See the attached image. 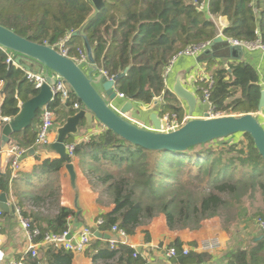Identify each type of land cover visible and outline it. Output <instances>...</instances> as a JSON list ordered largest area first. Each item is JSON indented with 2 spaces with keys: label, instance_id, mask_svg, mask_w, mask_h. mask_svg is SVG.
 <instances>
[{
  "label": "trees",
  "instance_id": "1",
  "mask_svg": "<svg viewBox=\"0 0 264 264\" xmlns=\"http://www.w3.org/2000/svg\"><path fill=\"white\" fill-rule=\"evenodd\" d=\"M209 4L206 10L204 0L106 1L85 29L95 51V64L110 79L131 67L117 85V91L132 102L148 106L164 96L162 115L168 114L183 122L186 111L167 88L166 70L179 53L213 43L219 31L211 18L225 17L231 23L223 32L227 40L244 44L260 42L264 46V0H211ZM153 11L159 13L157 18L150 17ZM95 13V7L88 0H0V25L40 45L60 44L66 36L78 33ZM147 14L148 20L143 21ZM67 46L71 59H79L81 52H85L79 37L73 36ZM9 57L10 53L0 48V82L4 87L0 127H3L2 119L17 117L20 104L39 94L26 79L24 70L7 64ZM211 78L214 86L209 100L215 115L257 113L262 87L258 72L251 65L230 64L214 71ZM199 85L201 96L208 83L201 81ZM76 103L81 104L74 94L68 100L56 97L49 109L62 115L63 126L68 117L76 114ZM41 114L42 111L34 121L35 129L13 135L10 142L23 150L34 147ZM240 136L238 141L218 147L209 144L180 153L153 152L134 146L107 129L91 134L78 144L70 137L67 143L75 145L74 158L87 168L92 185L104 188V195L114 204L111 212L98 218L104 222L98 231L109 234L117 227L127 236H133L140 227L163 215L170 231H198L204 221L238 209L248 195L259 190L264 195V159L249 135ZM65 166L66 162L59 158L45 159L33 172V177H40L42 186L27 192L14 185L11 168L6 174H0V195L12 196L23 218L39 229L40 241L48 233L61 236L68 232L71 219L79 217L78 211L59 207L54 217L45 220L40 213H29L25 208L26 203L58 201L60 174ZM259 219L264 220V212L259 214ZM44 221L48 222L46 229L39 224ZM146 237L150 241L148 233ZM185 246L178 240L168 247L176 251L174 263L213 261V256L200 251L196 243L187 244L190 247L187 254ZM81 255L92 258L93 264L106 261L147 264L135 249L126 244L112 247L109 241L94 240ZM228 255L227 264H264V240L250 250L238 248ZM76 256L73 251L48 246L39 250L38 257L28 254L24 260L25 264H74Z\"/></svg>",
  "mask_w": 264,
  "mask_h": 264
},
{
  "label": "water",
  "instance_id": "2",
  "mask_svg": "<svg viewBox=\"0 0 264 264\" xmlns=\"http://www.w3.org/2000/svg\"><path fill=\"white\" fill-rule=\"evenodd\" d=\"M96 9L95 15L88 20L84 27L72 35L83 41L86 54L85 66L79 65L76 61L50 45L37 44L31 40L19 36L9 28L0 25V48L7 50L15 57L16 64L28 73L41 74L45 79L39 94L21 104L20 113L14 119L6 122L3 131V143H10V138L15 134H21L25 130L35 129L34 121L39 112L49 107L56 98L52 88L56 86L57 77L70 86L72 94L83 105L82 110L70 116L63 126L56 128V140L51 144L50 150L55 152L59 159L66 162V169L70 175L72 185L76 186L75 164L72 162L67 151V140L70 137H79L83 121L87 130H93L95 124L104 126L105 129L130 142L134 146L143 147L153 152L167 151L170 153L188 152L199 146H206L219 141H227L238 135H249L255 144L261 157L264 159V90L261 91L260 104L256 114H245L237 116L210 117L196 116L199 103L197 94L189 90L182 77H178L173 87V94L178 101L186 103L188 108V119L179 129L165 131L167 122L151 114L149 120L153 129L140 126L132 122L128 116L135 111L134 102L128 100L123 102L116 91L120 80L127 76L131 67L120 73L117 77L109 79L104 69H99L95 64V51L90 46L88 37L85 34L87 25L101 11L108 0H88ZM224 43L226 47H232L224 36L218 35L213 41V47L208 55L216 58L217 47ZM242 48V46H237ZM206 55L198 57V61L207 59ZM36 67H40L39 70ZM231 73V70L229 71ZM34 153V151H31ZM0 209L3 213H16V207L10 205L6 194L0 195ZM91 233L96 240L110 241L111 234L100 233L95 227ZM71 239V235L68 237ZM264 240V235L258 239ZM141 252L139 248L137 250Z\"/></svg>",
  "mask_w": 264,
  "mask_h": 264
},
{
  "label": "crops",
  "instance_id": "3",
  "mask_svg": "<svg viewBox=\"0 0 264 264\" xmlns=\"http://www.w3.org/2000/svg\"><path fill=\"white\" fill-rule=\"evenodd\" d=\"M158 15V12L156 13V11H153L150 14V17L153 16V18H157ZM147 16L148 14L145 15L143 21L148 20ZM220 20L229 25L225 17H221ZM226 40L227 39L224 38V41ZM212 47L213 43L197 57L179 58L166 81L168 90L173 92V87L176 83L177 78L182 77V82H184L185 86L189 90L197 94L198 101H200L201 96L199 95L198 90L200 88L199 83L202 81V79L211 78L212 73L214 71H217V69L226 68L230 64L236 63H247L254 69H256L261 80L260 85L262 87V90H264V52H262L261 50L250 51L243 47L238 48L236 45H232V47L235 49H231V47H226L224 43H221L216 50L218 56L214 58L212 57V55H208V52L212 49ZM203 54L209 58L198 61V57L202 56ZM210 62H214L212 66H209ZM36 69L39 70L40 67H36ZM121 100L123 102L128 101V99L122 98ZM165 103L166 102L164 96L157 98L154 103L149 106L134 102L135 111L133 114H130L128 118L132 122H135L140 126L142 125L149 129H153V125L149 120L150 115L156 114L159 119L163 120L165 115H162V108ZM180 103L185 109L187 115L188 108L186 103L183 101H180ZM64 109L66 111L70 110L69 108ZM209 110L210 107L204 102L200 101L196 116H204L208 113ZM75 111L78 112V110ZM55 116L57 121L59 120V122L57 123L58 125L56 124V128H58L61 126L60 120H62V115L60 116V114H55ZM96 128H99L98 132H102L103 129H105L104 126H101L98 123L95 124L94 129ZM89 131L90 130L86 129L85 121H83V126L81 127V135L75 138V144L81 143L83 139L89 137L91 135ZM55 140L56 134L52 136L50 143L53 144ZM12 145H15L13 141L4 144L3 137L1 138L0 174H6L7 171L11 168V158L7 150ZM25 151H27V153L21 161V170L17 173L16 178H14V180L12 181L14 185H17V188L22 190V188L24 187V190L26 191L23 192L34 190L35 186L38 188L42 186L40 177H33V172L36 166L41 165L42 162L45 161V159L59 158L55 152L50 150L49 146L39 147L35 145L34 147L26 149ZM31 151H34V153H31ZM73 163L75 164L76 172L75 187L72 185V181H70V175L65 167L60 174L61 190L58 201L46 200L44 204L41 203L36 205L33 203H26L25 208L29 213H40V215L43 216L45 220L47 218L54 217L57 214L59 207H68L70 209L78 211L79 217L77 219H71V234L73 236H76L86 226L95 227L98 218L111 212L114 209V204L112 200L108 199L104 195V188L94 187L92 185L91 181H89V178L87 177V168L85 166H81V162L77 157L74 158ZM7 196L8 202H10V205H13L10 201L12 199V196ZM249 217H251V215L248 214L246 219ZM218 219L219 218L211 220L217 221ZM2 222H4V229L0 233V264H8L11 261L18 260L24 257L27 252L29 243L26 239L25 232L20 222L18 221L17 216H15L13 213H9L7 216L3 217ZM39 224L42 229H46L48 226L47 221L40 222ZM245 225L249 226V223ZM252 226L253 228L249 229V231L247 232L249 237L247 238L242 235L241 238V248L246 250L252 249L257 243H259L258 239H260V237L264 235V233L258 227H256V225L252 224ZM199 231L200 232L193 235L186 233V235H184L183 233L170 231L167 226V219L165 218V216H158L154 220L148 222L146 225L140 227L135 235L127 236L128 246L135 249L136 251L140 248L141 252H137L146 259L147 264H176L173 262V259H170L168 258V256H166L168 247L173 242L179 240L182 243H185L186 248H190L187 246V244L190 242L196 243V245L199 246V249L202 248L200 246V243L201 240L205 237L204 234H206V230L205 228H202V230ZM229 232L227 229L224 230L222 227L220 228L219 224L217 225L215 230H211L209 232L213 235V237L215 236L221 239V246L218 248L219 250L217 249V252H212L211 255L213 256V261L209 262L208 264L228 263V254L231 251L235 250V248L231 249L232 246L230 245H236L234 239H230V236L227 234ZM147 233L148 237H150V241H147ZM112 238L118 239L115 235H113ZM106 263L111 264L112 262L106 261ZM74 264H93V259L90 257H85L83 255H78L76 256Z\"/></svg>",
  "mask_w": 264,
  "mask_h": 264
},
{
  "label": "built area",
  "instance_id": "4",
  "mask_svg": "<svg viewBox=\"0 0 264 264\" xmlns=\"http://www.w3.org/2000/svg\"><path fill=\"white\" fill-rule=\"evenodd\" d=\"M210 1L211 0H204L206 10L209 9V5H210L209 2ZM72 35L66 36L61 41L60 44H57V45L51 46V47L57 48L61 54L63 53L64 55L69 57L70 48L67 46V43L70 42V40L72 39ZM228 42H230L234 46L235 45L236 46H242L243 48H246L250 51L261 50L262 52H264V46L260 42H256L255 44H244V43H241L238 41L233 42V41H229V40H228ZM211 44L212 43L198 45L197 47H193V48L187 49V50L179 53L178 56L173 59V61L171 62L172 64L166 70V74H165L166 81H167L168 77L170 76V73L172 72V70H173L174 66L176 65V62L178 61L179 58H181V57H197L204 50H206ZM73 60L76 61L79 65L85 66V64H86L85 52H81L79 59H73ZM7 64L10 66L20 68L21 70H24L26 72V70L24 68L19 67L16 64L15 57L13 55H10L9 59L7 60ZM26 79L29 82L33 83L38 91H40L42 89L43 84L45 83V79L42 77L41 74L35 75L32 73L26 72ZM202 81H206L208 83V87L206 89H202V95H201V99H200V101L204 102L205 104H207L210 107V110L208 111L207 114L210 117L221 116L220 114H218V115L214 114L213 109H212V104L209 100L210 90L214 86V81L212 80V78H205V79H202ZM3 88H4L3 82H0V107H1L2 101L4 99V95L2 93ZM52 91L56 97H61L62 100H68L72 94L70 86L67 85L64 82V80H61L58 77H57L56 86L52 88ZM117 93H118V97L120 99L121 98L127 99L125 94H123V93L120 94L118 91H117ZM82 107H83L82 104L76 103L74 105L75 110H78V111L82 110ZM187 119H188V116L186 115L184 118V121L182 122V121H178V119L175 118L174 116H170L167 114L164 116V119H163L165 122H167V125L164 127V130L165 131L177 130L183 124H185ZM8 121H10V119H8V118L2 119L3 127H0V149H1L2 131H3V128L6 124V122H8ZM39 124L40 125L37 129V137H36L35 144L39 147L50 146L51 138L54 134H56L55 133V131H56V116H55V113L49 109V107L44 108V110L42 111ZM67 151H68L70 158L71 159L74 158L75 145L67 144ZM7 152L11 158L10 164H11V169H12V179H14V178H16L17 173L21 170V166H22L21 161L26 156L27 151L23 150L18 145H12L7 150ZM10 201L13 205L15 204L13 199H11ZM15 216H17L18 221L20 222V224H21V226L25 232L26 239L29 243L27 252L24 255V257L27 256L28 254H31L33 257H38L39 250L42 248H48V246H55L56 248H59V249L64 248L66 251L70 250V251H73L74 253H76L78 255H81L86 251V249L91 245V243L94 240H96L94 238L93 234L91 233L92 227L86 226L76 236H73L71 234V229H70L68 232L64 233L61 236L53 234V233H48L40 241V240H38V238L41 236L39 229H34L32 227L31 221L23 218L21 210L18 209L17 207H16ZM2 217H3V212L0 209V233L4 229V222H2ZM103 223H104L103 220L98 221L95 225V228L98 230V227H100ZM258 228L264 233V220H261V219L258 220ZM109 234H111V236L115 235L118 238V239L112 238V240L109 241L111 243L112 247H115L116 245H119V244L128 245V240H127L128 238H127L126 233L120 231L117 227H114L112 229L111 233H109ZM69 235H71V239L68 238ZM215 248L217 250L218 246H216V244H212L211 250L215 251L214 250ZM199 250L203 251L202 248H200ZM188 251H189V248H185L184 253L187 254ZM166 256H168V258H170V259H173L176 257V251L174 249L168 250L166 253ZM24 257L20 258L19 260L11 261L8 264H25ZM134 257H136V255H134Z\"/></svg>",
  "mask_w": 264,
  "mask_h": 264
},
{
  "label": "rangeland",
  "instance_id": "5",
  "mask_svg": "<svg viewBox=\"0 0 264 264\" xmlns=\"http://www.w3.org/2000/svg\"><path fill=\"white\" fill-rule=\"evenodd\" d=\"M220 19L221 17L211 18V20L217 25L219 35L221 34L223 35L224 30L228 28L231 25V23H229V21L227 20L229 23V25H227V23L222 22ZM224 38L227 39L225 36ZM98 129L99 128L90 130L89 133L93 134L94 132H98ZM239 139H241L240 135L233 137L232 139H229L227 141H219L217 143H213L214 145L213 144L211 145H213L214 147H218L219 144H223L227 142L231 143V142H235V140L238 141ZM22 191H26L24 190V187L22 188ZM106 197L109 199L108 196ZM262 212H264V195L259 190L258 192H256V194L252 196L248 195V197L244 199L243 204L238 209L232 210L231 212L229 211V213H226V212L222 213L221 218H219L217 221L215 220L212 221L211 219L204 221L200 229L202 230V228H205L206 230V234H204L205 237L201 240V243H200L202 250L204 252H208L212 254V252H214L211 250L212 244H216L218 248L221 246V241H220L221 239L219 237H215V236L213 237V235L209 233L211 230H215L218 224L220 225V228L222 227L224 230L227 229L228 232L230 231L227 234L230 236V239H234L236 243V245H233V244L230 245L232 246L231 249L241 248L242 235L248 238L249 236L247 232L249 231V229L253 228L252 224L258 227L257 221L259 218V214ZM248 214L251 215V217L246 219ZM247 223H249V226L245 225ZM173 232L183 233L184 235L186 234L193 235L200 231L199 230L198 231L197 230H182V231H173ZM214 250L217 252L216 248Z\"/></svg>",
  "mask_w": 264,
  "mask_h": 264
}]
</instances>
